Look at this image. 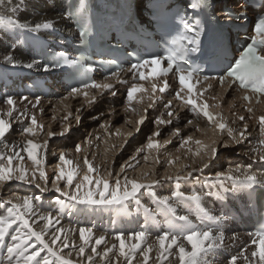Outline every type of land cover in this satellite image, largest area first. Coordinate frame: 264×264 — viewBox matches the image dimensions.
<instances>
[{
	"label": "bare ground",
	"instance_id": "obj_1",
	"mask_svg": "<svg viewBox=\"0 0 264 264\" xmlns=\"http://www.w3.org/2000/svg\"><path fill=\"white\" fill-rule=\"evenodd\" d=\"M219 10L218 14L222 12V9ZM0 17L10 18L16 21L17 24L27 23L30 27L44 20H51L54 25L53 28L41 29L37 32H30L27 29H20L15 26H0V70L6 71L12 80L24 78L28 71H34L41 77H45L47 71H49V68L45 71V67L36 58L32 57L21 44L19 38L24 31L40 35L49 41H56L55 30H59L66 35L74 33L70 19L65 14L64 3L61 0H0ZM7 56L12 57V62H8L5 59ZM27 64H33V67L28 68L26 67ZM107 82L113 84V89L103 95L95 89L84 88L81 91L87 92V97L82 94L69 95L71 91L68 92L63 89L61 84H57V91L45 97L19 95L16 92L0 96V114L6 112L9 107L4 102L8 96L13 97L16 101L15 111L12 117L8 118L12 128L6 134V137L0 140V155L5 157L3 161L5 164H7V156L12 154V147L15 146V150L20 151L24 159L23 161L18 158L14 159L13 167L17 163H22L29 170L28 176L31 179L34 166L32 161L28 160L27 153L21 151L24 142L28 139L41 144L46 140L48 141L47 148L41 150L44 159L43 170L48 177L46 184L44 181L39 180V172H36V182L40 184L41 188L46 186L48 191L42 192L35 184H25L15 180L0 185V215L7 213V208L3 205L4 201L11 199L16 202L17 196L33 198L39 196L41 198L39 201L33 200L36 205V211L38 213H51L59 219V224L54 223L50 227L45 237L46 240L50 241L55 230L59 227L71 228L76 231L69 234L70 239H74L78 246L80 244L78 229L80 227H90L93 229L95 237L105 236V242L98 247V251H103L106 246L111 247L113 243L118 244L114 239L118 233H123L127 237L129 233L144 230L148 233L147 243L155 244L157 235L169 230L170 224L174 223L177 229L183 225V222L174 220L162 206H159L150 193L154 192L156 197L171 196L173 192L177 191L183 193L185 197L196 193L201 198L200 206L208 210L211 216L225 217L224 220L219 222V228H217V222L204 217L193 202L187 200L179 202L172 200L170 202L176 209V216H188L191 223L199 229L211 228L214 232L222 231L224 233L225 246L208 253L204 257L206 264H227L230 257L239 253L241 249H246V254L250 255V252L255 250V245L250 244L249 232L240 231L239 226L233 223L224 213L228 206L235 208L245 207V191L247 188H233L232 181L223 178L217 179L216 175L212 174L214 171L212 169L218 163L228 161L225 167L226 172L237 165L242 168L251 165L252 170L256 172L264 170V162L260 161L257 154L252 152L254 147H258L257 141L261 138L258 119L251 118L244 111L239 110L235 104L231 105L233 101L230 99L218 103L215 98V104H219L217 109L223 113L222 122L237 131H243L245 125H247V139L243 143L232 144L228 141L226 132L221 135L214 125L209 126L200 117L194 121V116L189 109L178 108L170 98L158 96L153 104L148 99V92H138L134 94L135 99L131 104V108H129L126 104L128 88L112 79ZM113 92L115 95L112 94ZM92 96H95L96 100L94 103L89 104L88 100ZM25 97L26 99H22ZM37 100H39V103H37ZM169 100L172 101V104L170 108L165 109L164 105ZM149 104H153V106L149 108ZM33 105L36 106L33 107ZM103 108H105V112L102 110ZM146 109L147 111H145ZM114 110L119 112L114 113ZM98 111L100 112L96 114ZM168 111H172L174 116L168 117ZM119 113L123 114L122 120L114 124ZM89 114L92 117L86 119ZM32 116H35L37 124L41 125L42 129H37L35 136L22 134L23 127H27L30 124ZM239 116H244L246 119L240 121L238 119ZM77 117L80 118L79 122H77ZM141 117H146V119L139 126V131H137V121ZM157 117H161L164 120L172 119L174 123L172 126H175L167 128L170 132L165 134L162 128L165 124L157 125L154 123ZM188 120H192L193 123L188 124ZM151 121H153V127H150ZM98 122L99 124L96 125ZM78 124H83L81 125L83 126L82 131L87 130V136L84 139H79L82 132L74 133L66 138H63L66 132L64 135H60L65 128L70 131L74 125ZM101 125L105 127H101ZM177 128L180 129V136L173 135L174 129ZM157 130L160 131V136L152 137V139L157 140L161 147L158 150L149 149L147 147L148 138ZM146 131L148 132L146 133ZM49 132L55 135L50 138L48 137ZM144 133L147 134L145 142L140 144V137ZM164 134L165 137L160 139ZM189 136L192 137V140L184 147H181L182 139ZM75 139L77 141L72 148L71 145ZM168 140L171 141L170 144L168 143L169 145L165 144V141ZM196 140H200L202 145L208 146L209 150L212 142L214 140L217 141V158L208 162V158L203 152L195 155L201 147L195 143ZM85 141L89 143H85ZM223 141H228L229 146L227 148L221 146ZM176 143H180V145L174 147ZM77 145L81 147L79 153L76 151ZM235 145L236 147L239 145V156H234L228 151L229 148L234 149ZM52 146H56V148ZM241 147L243 149H240ZM138 149H140L139 153H137ZM62 152L65 154L66 159L72 161L68 168H77L78 166L77 178L73 180V190L75 184L79 182V178L87 171L84 165L85 157L94 167L99 169L101 176L110 180V183H114L116 174L120 175L122 183L124 176L136 179L145 185L152 184V181H157L158 183L152 185L150 189H141L137 194L140 205L130 200L125 202L124 206H117L115 209H83V206L79 205L73 208L61 209L56 203L57 199L66 200L67 198L54 191L52 180L55 179L57 174L56 166L60 163L59 155ZM124 155L126 156L125 159L121 160L120 158H123ZM133 156L135 159L130 160V157ZM145 156L148 157L147 160L144 159ZM169 159L174 161L172 165L168 164ZM126 162L131 164L132 167L126 166L125 172L121 173V165H126ZM205 162L209 163L207 168H203ZM215 162L217 163L216 165L213 164ZM117 163H120V166L117 167ZM201 168H203V171H200ZM109 171L113 173L111 177H108ZM188 172H192L191 177L187 180H180L179 183L176 182L175 177L177 175L183 177ZM167 177H172L173 179L169 180ZM66 179L67 177L59 181L62 188L66 183ZM260 187H264V185H254L251 189ZM53 192L55 194L50 200H44L43 195ZM28 218L37 231L43 227L44 221L39 220L37 216H29ZM183 226L187 227V225ZM16 227L14 225L10 232H13ZM233 235L238 237L234 243L229 239ZM5 239L7 242H11V235ZM183 242L187 249L190 250L191 246L187 244V241ZM32 243H35L34 239ZM63 251L67 255L72 249L66 248ZM88 254H91L90 248L86 249V256ZM44 255H47V253L42 252L41 257ZM71 258L74 261L79 259L75 253H73ZM109 258L114 260V253H110ZM7 259L6 246H0V264H7ZM37 259H40V257ZM141 259L137 254L134 264H141ZM94 264H101L99 257L95 258ZM149 264H157L155 251L150 254ZM164 264H179V261L175 255H172ZM238 264H244V261L241 259Z\"/></svg>",
	"mask_w": 264,
	"mask_h": 264
},
{
	"label": "snow or ice",
	"instance_id": "obj_2",
	"mask_svg": "<svg viewBox=\"0 0 264 264\" xmlns=\"http://www.w3.org/2000/svg\"><path fill=\"white\" fill-rule=\"evenodd\" d=\"M261 5L264 6V0H261ZM206 6L207 0H190L188 4V7L191 9L203 10ZM225 15L237 21L241 19L247 20V15L243 12H227ZM181 23L183 24V29L179 32L178 36L171 41L170 46L165 49L164 55L138 59L136 63H133L128 69L129 72L133 73V82L131 87L127 89L126 104L131 108V104L135 99L134 94L138 92H147L143 84L136 82L137 73L139 75V80H147L151 84V94L148 95V99L154 104L157 90L163 94L170 87L166 77L169 73L174 71L180 85L179 90L175 92V99L182 101L185 107L190 105L191 107L189 110L194 116L197 118L201 116L206 118L209 125H214L215 129L221 135L226 132L228 141L232 144L243 143L247 139V125H245L243 131H237L228 127L226 123L222 122L223 118L219 113L213 115L208 110V103L201 99L212 85L207 84V87L201 88L199 93H195L193 89L197 84L203 85L208 81H217L222 86L227 83L229 88L233 85H238V87L245 92V95L242 97L243 100L251 102L252 97L249 96L248 93H252L257 97V102H259V97L264 96V12L258 14L255 19L252 29L254 34L249 37L250 42L243 48L239 57L235 59L233 63H229L226 68L222 70V74L218 75L203 74L206 70L210 73L220 71L211 67L205 69L201 66L194 67L191 64H186V66L181 65L180 61H183L184 57L187 56L189 52L198 51L197 46L201 43L200 32L194 31V28L199 26V21L192 24L189 23L188 20L181 18ZM0 26H15L20 29H27L30 32H37L41 29L53 28L54 25L53 21L44 20L30 27L27 23L17 24L16 21L10 18L0 17ZM84 35L85 30H81L80 36L83 37ZM182 41H187V44L193 47L188 48L184 46L181 44ZM210 47L212 46L210 45ZM5 59L8 62H12L11 56H7ZM64 62L70 64L76 63V61H69L67 58L64 59ZM165 62L167 65L166 67L164 66ZM146 66H151V70L147 75H145V72L141 71V69ZM26 67L31 68L33 64H27ZM44 70H48L47 65ZM120 71H122V69L113 72L111 77L106 78V80L115 78L119 83H127V81L120 80ZM154 81H159V84ZM192 81L195 82L192 83ZM83 88L95 89L103 95L105 92L113 89V84L88 80L83 83ZM185 88H187V99L181 94L184 92ZM76 94L88 96V93L82 92L80 88H73L69 95ZM112 94L115 95L114 92ZM193 96H196V99H193ZM22 99H26V97ZM197 99H201L199 104L197 103ZM212 99H215V97H212ZM95 100L96 97L92 96L91 99L88 100V103H94ZM4 102L9 107L6 112L0 114V140H3L12 128V124L8 118L12 117L16 105V101L11 96H8ZM37 103H39V100H37ZM153 104H149L148 107H152ZM171 104L172 101L169 100L168 103L164 105V108H170ZM35 106L36 105H33V107ZM215 107H219V104L215 105ZM145 111H147V109ZM246 111L252 113L253 109L248 107ZM167 115L171 118L174 116V113L168 111ZM65 119H67V117H65ZM79 119L80 118L77 117V122H79ZM145 119L146 117H141V119L137 121V131H139V126L143 124ZM238 119L244 121L246 118L244 116H239ZM257 119L261 138L257 141L258 147H254L252 152L257 154L260 161L264 162V115L259 116ZM154 123L157 125L171 124L172 119L164 120L161 117H157ZM192 123V120H188V124ZM101 127L105 126L101 125ZM37 129H42V126L38 125L35 116H32L30 124H28L27 127H23L22 134L35 136L37 134ZM197 130L199 131V129ZM67 131L68 129L65 128L64 132H61L60 135H64ZM160 134V131L157 130L148 138L147 147L149 149L158 150L161 147L157 140L152 139V137H158ZM54 135L55 134L52 132L48 133V137L50 138ZM173 135L180 136V129H174ZM191 140L192 137L190 136L183 138L181 147H184ZM228 141L221 142V146L227 148L229 146ZM85 143L89 142L85 141ZM168 143H171V141H165V144ZM195 143L201 146L195 155H199L203 152V154L207 156L208 162L217 158V141L214 140L212 142L210 150L208 146L202 145L200 140H196ZM47 145V140L44 141L43 144L34 142L32 139H28L24 142L21 151L27 153L28 160L32 161L34 166L31 179H29L28 176L29 170L25 168L22 163H17L15 167H13L14 159L18 158L20 161L24 159L20 151L15 150V146L12 147V154L7 156V164L3 162L5 157L0 155V185L15 180L25 184H35L42 192L48 191L46 186L41 188L40 184L36 182L37 171L39 172L40 181H44L46 184L48 180L47 174L43 170L44 159L41 153V150L46 149ZM76 151L77 153L81 151L79 145L76 146ZM139 151L140 149L137 150V153H139ZM131 159H135V157H130V160ZM144 159L147 160L148 157L145 156ZM59 161L60 163L56 166L57 174L55 179L52 180V186L55 192L67 198L66 200L57 199L56 203L61 209L73 208L77 205L83 206V209H115L117 206H124L125 202L130 200L140 205L137 194L141 189H150L152 185L158 183L157 181H152V184L145 185L127 176L123 177L122 183L119 174H116L114 183H110V180L107 177L101 176L99 174V169L94 167L85 157L84 165L87 171L79 178V182L75 184L73 190V180L77 178L78 166L77 168H68V166L72 164V161L66 159L63 152L59 155ZM208 162L203 164V168L209 166ZM173 163L174 161L172 159L168 160L169 165ZM126 166L132 167L131 164L126 162V165H121V173L125 172ZM66 168H68L67 171H65ZM203 168H201L200 171H203ZM112 175L113 173L109 171L108 177ZM191 175L192 172H188L187 175L183 177L177 175L175 180L179 183L180 180H187ZM215 175L217 179L223 178L232 181L233 188H251L254 185H264V170L259 172L253 171L251 165L243 168L237 165L227 172H217ZM65 177H67L66 183L62 188L59 181L63 180ZM167 179L171 180L173 178L167 177ZM150 194L155 202L159 206H162L174 220L183 222V225H187V227L182 225L177 229L174 223L170 224L169 230L163 231L161 234L157 235L155 244L147 243L148 233L144 230L129 233L127 237H125L123 233H118L114 237L118 244L113 243L111 247L106 246L103 251H98V247L105 242V236L101 235L95 237L93 229L90 227H80L78 229L80 239V244L78 246L74 239H70L69 234L76 231L71 228L59 227L55 230L51 240H46L45 237L50 227L54 223L59 224V219L51 213H38L36 211V205L33 203V200L39 201L41 199L39 196L34 198L29 196H17L16 202H13L11 199L4 201L3 205L7 208V213L5 215H0V246H6L7 248V264H94L96 257H99L101 264H134L137 254L142 258L141 264H149L150 254L153 251L156 253L157 264H164L172 255L176 256L179 264H206L204 257L208 253L225 246V236L222 231L214 232L211 228L199 229L191 223L188 216H176V209L170 201H191L199 208L200 213H202L204 217L217 222V228H219V222L224 220L225 217L211 216L208 210L200 206L201 198L199 195L192 193L190 196L185 197L183 193L178 191L173 192L171 196L163 197H156L154 192ZM29 216H37L39 220L44 221L43 227L39 231L29 222ZM14 225L17 227L13 232H10V229H13ZM9 235H11V242H7L5 239ZM248 235L250 237V244L255 245V250L251 251L250 255H248L246 254V249H242L236 255L231 256L227 264H238L241 259L244 261V264H264V226ZM33 239L35 243H32ZM229 239L234 243L238 237L233 235ZM183 241H187V244L191 246L190 250L187 249ZM66 248L72 249L67 255H65L63 251ZM88 248H90L91 254L86 256V249ZM29 249H31V251H29ZM42 252H46L47 255L41 257ZM73 253H75L76 257L79 259L74 261L71 258ZM110 253H114V260L109 258ZM85 256L86 260L84 259ZM38 257H40V259H37Z\"/></svg>",
	"mask_w": 264,
	"mask_h": 264
},
{
	"label": "rangeland",
	"instance_id": "obj_3",
	"mask_svg": "<svg viewBox=\"0 0 264 264\" xmlns=\"http://www.w3.org/2000/svg\"><path fill=\"white\" fill-rule=\"evenodd\" d=\"M104 109L105 108H103L102 110L104 111ZM100 111H98V112H96V114L97 113H99ZM105 112V111H104ZM108 112H110V111H108ZM114 113H117V112H119V111H116L115 112V110L113 111ZM121 114L119 113V115H117V120L114 122V124H117L120 120H122V117H123V114L120 116ZM120 116V117H119ZM92 117V115H88V117H86V119H89V118H91ZM105 117H109V116H105ZM84 118V117H83ZM73 119V118H72ZM81 122V121H80ZM74 123V122H73ZM99 124V122L96 124V125H98ZM172 124H174L173 123V121H172V123L171 124H165L162 128H163V132L166 134V132H170L169 130H167V128H169V127H171L172 126ZM71 125V124H70ZM81 125H83V124H78V125H74V127H72L71 128V130L70 131H67L66 133H65V136L63 137V138H66V137H68L69 135H72V134H74V133H81L82 132V135L79 137V139H84L86 136H87V130L86 131H82V129H83V126H81ZM175 125H173L172 127H174ZM150 127H153V121H151V126ZM89 129V128H88ZM148 131H146V133H147ZM146 133H144L141 137H140V144L141 143H144L145 142V139H146ZM165 134L164 135H162L161 136V138L160 139H163L164 137H165ZM59 139H61V138H59ZM77 140L75 139L74 140V142L72 143V145H71V147L73 148L74 146H75V142H76ZM170 144V143H169ZM168 144V145H169ZM240 144V143H239ZM178 145H180V143H176L175 144V146L174 147H177ZM52 147H54V148H56V146H52ZM132 148V147H131ZM238 148H239V145H237V147H236V145H235V147H234V149L233 148H229L228 149V151H230L231 152V154H234V156H239V154H238ZM240 149H243V147H241ZM56 150V149H55ZM129 150V149H128ZM227 151V150H226ZM235 151H237V152H235ZM224 156V155H223ZM115 157V156H114ZM125 155L123 156V158L121 157L120 159L121 160H123V159H125ZM120 160V161H121ZM120 163H117L116 164V166L118 167V166H120L119 165ZM213 164H217L216 162L215 163H213ZM228 164V161L227 162H221V163H218L215 167H213V169L212 170H214L213 172H212V174L213 175H215L217 172H226L225 171V167H226V165ZM50 183H51V181H50ZM54 194H55V192H53V193H47V194H45V195H43V197H44V200L46 199L47 201L48 200H50V198L52 197V196H54ZM42 197V198H43ZM242 250V249H241Z\"/></svg>",
	"mask_w": 264,
	"mask_h": 264
}]
</instances>
